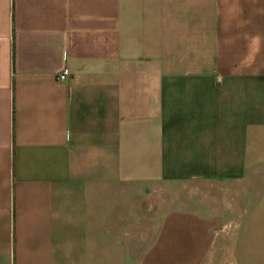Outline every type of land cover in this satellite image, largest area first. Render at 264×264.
<instances>
[{"label": "crops", "instance_id": "obj_1", "mask_svg": "<svg viewBox=\"0 0 264 264\" xmlns=\"http://www.w3.org/2000/svg\"><path fill=\"white\" fill-rule=\"evenodd\" d=\"M223 203L264 264V0H0V264H200Z\"/></svg>", "mask_w": 264, "mask_h": 264}, {"label": "rangeland", "instance_id": "obj_2", "mask_svg": "<svg viewBox=\"0 0 264 264\" xmlns=\"http://www.w3.org/2000/svg\"><path fill=\"white\" fill-rule=\"evenodd\" d=\"M205 195L208 192H202ZM186 198L193 199L194 192L186 190ZM206 212L203 217L211 223L209 234L205 235V250L200 264H258V256L247 255L243 252L242 234H234L236 222L232 219V207L223 203L218 208L203 207ZM235 211L237 208H233ZM144 235V234H143ZM142 236V235H141ZM235 259V260H234Z\"/></svg>", "mask_w": 264, "mask_h": 264}, {"label": "built area", "instance_id": "obj_3", "mask_svg": "<svg viewBox=\"0 0 264 264\" xmlns=\"http://www.w3.org/2000/svg\"><path fill=\"white\" fill-rule=\"evenodd\" d=\"M67 76H68V71H67L66 68H63V69H61V70L58 72V74H57V76H56V79H57L58 81H65V80L67 79Z\"/></svg>", "mask_w": 264, "mask_h": 264}]
</instances>
